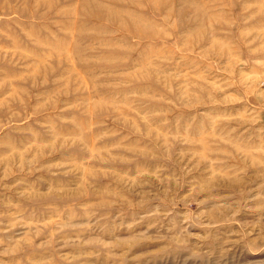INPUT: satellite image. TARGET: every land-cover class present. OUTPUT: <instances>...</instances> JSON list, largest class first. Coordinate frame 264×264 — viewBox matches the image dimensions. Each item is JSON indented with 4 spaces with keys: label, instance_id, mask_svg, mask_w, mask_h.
Instances as JSON below:
<instances>
[{
    "label": "rangeland",
    "instance_id": "1",
    "mask_svg": "<svg viewBox=\"0 0 264 264\" xmlns=\"http://www.w3.org/2000/svg\"><path fill=\"white\" fill-rule=\"evenodd\" d=\"M0 264H264V0H0Z\"/></svg>",
    "mask_w": 264,
    "mask_h": 264
}]
</instances>
